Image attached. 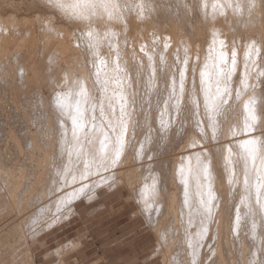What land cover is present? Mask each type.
Masks as SVG:
<instances>
[{"label": "rangeland", "instance_id": "374dc122", "mask_svg": "<svg viewBox=\"0 0 264 264\" xmlns=\"http://www.w3.org/2000/svg\"><path fill=\"white\" fill-rule=\"evenodd\" d=\"M85 2L93 3L95 0H85ZM234 2L235 6L231 4L224 5L218 0H152V4H149L151 8L143 4L145 7L141 10L139 7L142 4L141 0H111V3L117 5L114 11L121 17L119 22H109L107 13L102 9H89L87 7L81 8L75 14L86 15L88 19H78L77 17H81V15L72 16V25L70 27L72 33L77 37L78 42L76 43V47H79H77L79 50L72 54V58L77 56L78 59L76 58V60L84 61V64L91 69L90 71L93 76V82L95 80L94 84L96 88L94 89L93 95L94 99H96L94 102L95 110L98 111H95L96 118L98 117L101 121L110 119V110L108 108L109 100L107 99L114 95V89L117 88L114 82L117 73L113 72L115 63L118 62L123 70L119 74L124 81L123 91L130 87L126 81V74L131 72L135 78V80L133 79L135 89L131 95L132 105L129 106L130 103L127 102L125 120L127 119L129 110H133L135 116L138 114L139 119L137 120L138 123L134 124L133 130H131L132 133L128 136L126 143L127 151L123 152L120 155L122 156L120 157L121 159L119 158L120 160L114 164L111 161L114 143L112 144V149L105 153L106 155H103L104 153L102 156L98 153H94L96 156L93 153L88 155L80 154V156L76 154L77 157L72 158L70 164L69 158L73 156L69 150L75 145L72 141L68 143L60 142L59 136L62 131L56 129L53 117L48 121L42 116H35L33 103L36 101V95L31 94L32 97L30 99L11 104L12 95L8 92L9 87L12 85V81L18 84L20 83L19 75L23 71L22 69L16 68L17 77L11 80L10 75H8L9 71L4 70L5 68L3 66V60H6V57L0 54V94H2L0 95V104L5 109L4 115L7 116V122L0 121V128L3 131L0 138V151L4 150V153L7 155V159L3 162V167L6 171L9 170L12 172L7 171V176L12 175L11 177L16 181L21 179L18 183L22 181L21 185L19 184V187H17L20 190H16L18 192L15 194L18 201L23 196L24 199L22 198V201L24 200L25 202L27 199L24 207L25 211H22L23 213L21 210L19 211L18 207L15 210L9 209L10 211H6L7 215H5L6 213L4 211L1 214L4 216H0V264H174L176 262L177 264H183L187 261L189 251L186 248L185 239L190 229L197 234L193 220L199 219L200 216L208 218L211 215L207 213L205 206L200 203L201 199L197 203V206L201 207L199 211L190 215H187L188 211H186L185 214L182 211V201L180 199L182 196L181 182L178 176L171 180L169 174H171L172 165L181 160V155L185 152L197 149V146L203 149L208 144H212L219 149L216 141L201 139L200 130L195 128V122L196 120H201L202 122L207 120V116L204 113V98L202 96L199 70L202 62L206 58H209L210 50H215L213 52V56H215L217 49L221 48L220 41H223L224 45L227 44L228 47H231L233 51L237 50L240 55L236 71L232 75L229 84L233 95V98L229 100L230 107L229 105L223 106L226 110L223 116L216 117L218 121L222 119L226 133L225 142H232L234 139L244 135V133H241L237 137L227 135L228 127L232 128L235 122H238L237 119H241L238 104L242 98L246 96L252 97L255 93H259V95L263 94L262 97H259L262 99H260V104L263 105L264 111V76H258V73L264 70V7L256 13L253 12L250 6V0H234ZM237 6L239 7L237 8ZM53 10L56 9L48 3V0H0V20H2L0 22L7 19H18V17L22 18L24 16L23 18H32L37 26L47 18L54 19L55 22L66 23L65 12L57 11L53 15ZM109 11H113V9L110 8ZM129 18L133 22V25L130 26V29H127L128 24L126 20ZM212 22L223 24L227 27V31H223L220 28L211 29L209 25ZM113 25H116L118 28L117 31L111 28ZM119 26L122 27L123 31L119 30ZM49 29L53 30L50 31ZM167 30L170 35H168ZM38 31L40 36L43 33L42 37L44 40L47 39L46 41L49 40L48 38L54 37L50 36L54 34L53 27L48 29L39 28ZM89 32L93 33L92 37H89ZM108 32H114L116 35L106 36L105 33ZM224 32L225 34L228 32V40L223 38L225 35ZM97 40L100 41L98 48L99 55L94 56L93 52L97 51V49L90 47V45L95 44ZM186 42L188 45L185 44ZM166 44L168 45L167 48H165ZM249 45H253L254 49H259V54L253 51L251 60H246L245 62L248 64L247 84L249 87L244 88L241 84L245 73V63L243 64L242 58L245 56V47H249ZM141 48H143V51H141ZM117 52H119L118 61ZM141 56L144 59H140ZM149 56L152 57L151 62L149 61ZM185 58L188 60V71L186 72L185 78L186 97L188 92L195 88L197 98L201 102L200 108L193 110L197 113L194 115H190L189 111L186 110V108H191V105L186 106L185 101H181V111L179 112L174 107L175 100L169 101L170 85L174 78L178 79V70L185 67L183 63ZM10 59L15 60L17 58L11 57ZM228 59L230 66L231 59L229 56ZM101 60L107 62V67L101 65ZM48 61L50 60L48 59ZM65 61L63 59L62 63H65ZM54 62H51L52 67L54 66ZM133 65H138V68ZM128 68H130V72H128ZM100 69H102V73L97 71H100ZM4 71L6 75H4ZM214 71L215 69L212 68V72ZM147 78L151 84L148 83V80L146 81ZM210 82L215 83V79L213 78ZM147 83L148 86L146 87ZM212 87L215 89V85ZM56 88L62 92L68 91L69 89L66 83L63 82L59 83ZM105 88L107 91H105ZM48 91L43 89L42 93L48 97ZM237 91L240 92L238 99L235 98ZM37 97L39 98V95ZM17 103H19V106H17ZM101 103H103L105 109L103 118L100 116ZM13 104L17 106L18 110L20 109L19 111L21 113L19 115L16 113L13 116ZM116 109L118 114V104L116 105ZM105 116L109 117L105 118ZM21 119H24L25 122ZM108 120L102 122L107 125ZM232 122L234 123L230 124ZM59 125H61L60 122ZM13 130L15 131L13 132ZM206 130L210 136L211 128ZM256 130L253 132H258ZM150 131L153 132L152 137H150L151 134L149 135L151 133ZM51 134L52 136L50 137ZM197 139L199 141L201 139L202 141L200 142L206 146L199 143ZM203 140H207L208 142L205 141L207 142L205 143ZM193 141L196 142L195 147L191 146ZM134 145L138 147H134ZM49 146L51 148L53 147L54 153ZM18 147H20L21 152L16 153ZM137 149L139 152H137ZM203 151L205 150L203 149ZM138 154H141L142 157L140 156L139 158ZM97 155L100 157L97 158ZM236 155L238 154L236 153ZM90 157L94 158L92 159ZM45 158L47 161L43 162ZM35 161L40 162L39 168L34 169V163H37ZM102 163L108 165L106 171L101 167ZM85 164H88L87 172L86 170L84 171ZM80 166L82 168L84 167L82 170L85 173H82V175L80 174L81 171H78L80 170ZM95 167L97 168L95 169ZM14 170L16 173L18 171V173L16 174ZM65 170H67L66 177L64 175ZM38 171L43 172L41 177H38ZM234 171L230 173L232 175L229 179L224 178V180L219 181V187L223 190L226 189L225 192L227 191L230 195H228L230 197L228 203L230 202V213L232 215H228L231 218L234 214L235 207L237 208L236 205L241 204L240 198H237V196L239 197L242 182L240 183V179L238 178L240 177L239 172L237 170ZM34 173L37 175L36 177ZM19 175L23 176V178H19ZM7 176L5 175L4 178ZM102 179H106L108 183L100 187H95L97 181H99L98 184H101L100 181ZM230 179L233 181L231 184L229 183ZM38 181L40 182L39 184ZM32 182L35 185L33 187ZM83 182H87L85 185L87 187L83 188V192H75L74 196L76 197L73 196L70 199L67 197L60 205L58 204L60 203V200L57 199L59 198L58 196L61 197V195L66 194L69 189L76 190L77 188L75 189V187L81 185ZM49 187L50 189H48ZM238 190L239 193H237ZM23 192L26 194H23ZM173 193L174 200H176L173 203H176V205L174 207V204H172L174 209L170 208L171 210L168 212V207H171L169 203L171 200L170 195ZM201 195L203 200H208L207 185L203 186ZM89 196L91 199H88ZM26 197L29 198V201ZM231 201L234 202L232 203ZM177 204L178 207H176ZM232 204H235V206ZM69 205H73V208L68 209ZM216 206H218V203ZM186 208L188 209L187 206ZM147 209L153 218L149 217L150 214H148ZM38 211L40 213L39 216ZM171 211H175L174 214L176 215ZM19 212L22 214H19ZM213 213L215 214V211ZM32 214H37L36 219L39 220H36L37 222L35 224H38L39 227H35V224L30 222L31 219L29 217ZM228 215L226 217L229 219ZM54 216H61L62 218L53 223ZM49 217L50 220H48ZM212 217L214 218V215ZM226 217L223 219L224 221L228 222L231 220V218L228 220ZM17 220L19 222H16ZM24 221L25 223H23ZM244 223L241 225L242 230L240 228L238 231H231L229 229L232 235L230 232L228 233V229L226 231L223 227L224 232H221L227 235L225 237L224 234L225 238L222 234L220 235L221 237L218 236L219 239L214 234L209 235L210 238L207 237L206 239L208 242L205 241L204 243H207L202 245V259H199L194 264H211V262L212 264H215L214 262L217 264V253L214 251V247L218 240L223 245L225 243L223 241L224 239H228V242L226 241L224 246L220 244L222 250L220 254H224V257L222 256L224 258L223 264H247L245 263L246 258L249 259L254 251L259 252L252 254L257 255L256 261L260 260L264 264V225L263 227L262 225L259 226L261 231L257 229L258 234L260 233L262 235L263 233V236L256 233L253 236L250 235V239L252 238L250 240L248 238L249 233H245L248 229ZM27 228L28 230L31 228L29 230L30 232L26 230ZM243 228L246 229H244L245 232ZM15 229L17 232H15ZM34 232L37 236L32 235ZM237 232H243L242 235L241 233L239 234L242 238L245 237L243 241L237 235ZM2 238L4 239L2 240ZM247 238L251 243L249 240H246ZM253 238L255 239L253 242L255 247L260 242L258 244L259 248H255L252 245ZM256 240L257 243H255ZM226 247L229 253L225 251L227 250ZM211 251L216 254L214 253L212 255L213 253ZM226 252L227 254L225 255ZM234 256L236 257L234 258ZM240 257H244V259L242 260ZM207 259H210L211 262L210 260L208 262ZM173 260L176 262H173Z\"/></svg>", "mask_w": 264, "mask_h": 264}, {"label": "bare ground", "instance_id": "6f19581e", "mask_svg": "<svg viewBox=\"0 0 264 264\" xmlns=\"http://www.w3.org/2000/svg\"><path fill=\"white\" fill-rule=\"evenodd\" d=\"M149 1V2H148ZM219 2L223 3L224 5L225 4H231L232 6H235V2L234 0H218ZM144 2V3H143ZM141 0V3L142 4H146L148 7H150L149 4H152V0ZM207 2V1H206ZM209 4V3H207ZM202 5V4H201ZM204 6V5H203ZM264 7V0H255V6L252 7V10L253 12H259L261 10V8ZM151 8V7H150ZM54 12H52V14L54 15V13H56L58 10H53ZM80 9H76L75 11H66L65 12V18H66V23H60V22H55L54 19H45L42 23H40V25H36L34 23V20L32 18H28V17H25V18H19L18 19H12V20H5L3 22H0V54L2 55H5L6 57V60H3V66L4 70H8L9 74L10 75V78L11 80H14L16 79L15 77H17V73H16V68H19V69H22V74L19 75V79H20V83H16V82H13L12 81V85L9 87V94L12 95L11 98H12V103L16 104V102H22V100H26V99H30L32 97L31 94L33 95H36V101H34L33 103V110H34V114L35 116H42L44 117V119L50 121V119L53 117V120H54V123H55V127L57 130H61L62 133L61 135L59 136V140L61 143H68L69 141H72L74 143L75 146H73L72 149H70V153L72 154L73 157H70L69 158V162L71 164V161H72V158L74 157H77L76 154H94V153H98L100 156L103 155H106L105 153L108 152L109 150L112 149V144L114 143L115 141V138H116V133L113 134V132L108 129L107 127H104L103 128V131L107 133V135L110 137V140L108 142V146H107V151L106 152H102L101 150V144H100V141L104 139V136L101 135V133L99 131H96V132H93L92 130V123L93 121H91V117L93 115L97 116L96 115V112L98 111H93V106H94V102L96 101V99H94L93 95H94V89L95 88V80L93 82V76H92V73H91V69L86 66L84 64V61H79V60H76L77 56L72 58V54L77 52V50H79L77 47H76V43L78 42L77 41V37L72 33L71 31V27L70 25H72V16H79L81 14H75V12H79ZM169 11V10H167ZM204 11V9H203ZM58 12H61V11H58ZM123 14V13H122ZM8 18V17H7ZM17 18V17H16ZM6 19V18H5ZM20 19V20H19ZM2 21V20H0ZM127 22V29H130V26L133 25V22L130 21V18L126 20ZM53 27L54 28V34L50 35V36H54V37H50L48 38L49 40L46 41L44 40V38L42 37V34L41 36L39 35V31L38 29L40 28H44V29H48V28H51ZM209 27L211 29H217V28H220L221 30L223 31H227V27L224 26L223 24H220V23H217V22H212L210 23ZM113 30H118V28L116 27V25H113L111 27ZM53 30V29H52ZM119 30L123 31L122 30V27L119 26ZM41 32V31H40ZM43 32V30H42ZM170 32V30H169ZM167 33H168V30H167ZM48 34V33H47ZM225 34V32H224ZM228 34V32H227ZM225 34L223 36V38L225 40H228L229 36ZM168 35H170V33H168ZM223 35V34H222ZM49 37V36H48ZM185 42V41H183ZM187 44V42L185 43ZM188 45V44H187ZM186 50V49H185ZM223 51L224 53L227 54V56L230 57L231 59V52H233V49L231 47H228V45H223V47L221 48H218L217 49V52L216 53H219ZM187 52V50H186ZM189 52V51H188ZM236 52V60H237V65H238V59H240V55H239V52L237 50H235ZM244 52H245V56L242 58L243 59V64L246 62V53L248 52V46L245 47L244 49ZM190 53V52H189ZM78 54V53H77ZM76 55V54H75ZM79 55V54H78ZM11 57H16L17 59L15 60H12L10 59ZM71 57V59H69ZM9 58V59H8ZM48 59L50 61H48ZM63 59L65 61V63H62L63 62ZM78 59V58H77ZM140 59H144L142 56L140 57ZM251 60V59H250ZM1 61V59H0ZM55 61V62H54ZM61 61V63H60ZM69 61H71L69 63ZM51 62H54V66L52 67L51 65ZM205 63H207L209 65V71L212 72V68H213V64L215 63V61L213 59H210V58H206V60H204L201 64V67H200V70H199V77H200V72L201 71H204V65ZM250 63V61H249ZM141 65V64H140ZM88 68H86V67ZM101 66V65H100ZM103 66V65H102ZM101 66V67H102ZM134 67L136 65H133ZM138 66V65H137ZM136 66V67H137ZM52 67V68H50ZM97 67V66H96ZM104 67V66H103ZM237 67V66H236ZM138 68V67H137ZM79 69V70H78ZM98 69V68H97ZM130 68H128V72ZM93 70V68H92ZM102 69L97 70L98 72H101ZM138 70V69H137ZM244 70V69H243ZM3 71V70H2ZM7 72V71H6ZM106 72V71H105ZM5 73V71H4ZM96 73V72H94ZM102 73V72H101ZM98 74V73H97ZM107 74V73H106ZM105 74V75H106ZM2 75V74H1ZM6 75V73L4 74ZM3 75V76H4ZM95 75V74H94ZM104 75V73H103ZM127 77H126V81H127V84L130 86L129 88H127L126 90H124V94L125 96L127 97V100L128 102L130 103L129 106L132 105L131 103V95L133 94L134 92V89H135V85H134V80L135 78L132 76L131 72L126 74ZM98 77V75H96ZM102 76V75H101ZM100 76V77H101ZM1 77V76H0ZM6 77V76H5ZM96 77V78H97ZM95 78V79H96ZM3 79V77H2ZM1 79V80H2ZM101 79V78H100ZM134 79V80H133ZM201 79V78H200ZM6 80V79H5ZM4 80V81H5ZM148 80V78L146 79V81ZM99 81V80H98ZM138 81V80H137ZM136 81V83H137ZM145 81V82H146ZM149 81V80H148ZM3 82V80H2ZM66 83V86L69 87L68 91H65V92H62L60 90H58L57 85H59V83ZM5 83V82H4ZM150 83V81L148 82ZM148 83L146 85V87L148 86ZM68 84V85H67ZM79 84H83L84 88L87 90V95L86 96H80L78 95V92H79V87L78 85ZM138 84H139V81H138ZM151 84V83H150ZM212 86L215 85V83H211ZM7 85V84H6ZM8 86V85H7ZM63 86V85H62ZM140 86V85H139ZM142 86V85H141ZM137 87V86H136ZM201 88H203V85H201ZM43 89H46V90H49L48 93H49V96L47 97V95L45 96V94L42 93V90ZM215 90L214 87H212V91ZM215 91H213L214 93ZM113 93V92H112ZM47 94V93H46ZM60 94L62 96L65 97V105L66 107H64L63 109L58 107L57 106V103H56V100H57V95ZM261 94V93H260ZM2 95V94H0ZM39 95V98L37 97ZM149 95V93H148ZM263 95V94H262ZM262 95H259V93H255L254 96L252 97H249V96H246L244 98L241 99L240 103L238 104V109L240 111V115H241V119H237L238 122H235L234 126H236L237 124H241L242 121L244 120L245 116L247 115V112L244 108V105L246 103H248L250 100L254 101V104L252 105V107L254 108L255 110V114L257 116V130L258 132H252L251 134H246L244 133V135H241L239 138L237 139H234L232 142L231 141H226L225 143L227 144L228 147H231L233 149V155H232V161L233 163L230 164L228 166V170L225 169L224 167V164H225V160H224V156H227L228 153L227 151L225 150L224 153L222 155H219L216 157V159H214V170L212 171V174H211V191L212 193L215 195V200L213 201V204L215 205L213 208H212V211H211V216L208 217V218H205L204 216H200L199 219L197 220H193V224L195 225L194 227H196L197 229V234L194 233L193 230H189V233L187 234V238L185 239V245H186V248H188V251H189V258L187 259V261L183 264H194L196 263V261H198L199 259H202L201 256H202V245L203 244H206L208 241L206 240L207 237H209V235L211 234H214L216 236V238L219 239L218 236H220L222 234V236L224 237V234L222 232L223 231V227L226 229H228V233L230 232L229 229L231 231H238V229L240 228L242 230V224L244 223V221H246L244 224H246L247 226V229L248 231L243 228V231L244 229L246 230V234L247 232L249 233V239H250V235H255L256 233L258 234L257 232V229H259V231H261V229L259 228V226L264 225V197L261 198V202L260 203H257L256 202V197H255V193H256V185L258 183H264V164L261 163V160L258 158L255 162V171L253 170V164H252V161L249 159L248 162H247V168H248V180H249V186H248V189L246 190L245 189V184L243 183V180H245V176H244V171H245V160L239 155V153L241 152V149L239 148V143L241 140H245V139H257V140H264V136L261 135V132L258 130L259 128V124H260V120L261 119H264V111H263V105L260 104L261 103V98L259 96L262 97ZM9 96V95H8ZM45 96V97H44ZM96 96V95H95ZM110 96V95H109ZM202 96L204 98V95H203V91H202ZM108 97V96H107ZM112 97V96H110ZM149 97V96H148ZM9 98V97H8ZM107 99V98H106ZM146 99V97H145ZM261 99V100H260ZM108 100V99H107ZM15 101V102H13ZM105 101V100H104ZM144 101V100H142ZM148 101V100H147ZM264 101V100H263ZM262 101V102H263ZM10 102V101H9ZM24 102V101H23ZM32 102V101H31ZM106 102V101H105ZM141 102V101H140ZM77 103H79V106L81 108V110L85 113V119H84V122L86 124V127L84 129L83 132H78L77 133V137L78 138H74L73 137V134H72V121H71V117L73 115H75L76 113V107H77ZM13 104V106H14ZM19 103H17V106ZM141 104V103H140ZM4 105V104H3ZM262 105V106H261ZM5 106V105H4ZM17 106H14V113L12 111V114L14 116V114H20L21 112L17 109ZM22 108V106H20ZM96 109H97V106H96ZM4 107L0 104V121H3V122H7V116H5V111H4ZM7 110V108H6ZM25 110V109H24ZM24 112V111H22ZM110 112V111H109ZM10 115V114H9ZM16 115V116H18ZM12 116V117H13ZM15 116V117H16ZM24 117V115H23ZM29 117V116H28ZM109 116H105V118H107ZM26 118V117H25ZM31 118V117H30ZM103 118V117H102ZM110 118V117H109ZM138 114L135 116V112L133 110H129L128 112V116H127V119H126V122H127V126H128V129H127V134L124 136V146H123V152L127 151L126 150V143H127V139H128V136L130 133H132L131 130H133L134 128V124L138 123L137 120H138ZM22 120V119H21ZM105 120H108V119H105ZM105 120H102V121H105ZM141 120V119H140ZM24 121V119L22 120ZM27 121V120H26ZM101 121V119L99 120L98 117L95 119L94 123L96 124L97 128H100L101 126L105 125L103 122ZM109 121V120H108ZM107 121V122H108ZM25 122V121H24ZM59 122L61 125H59ZM106 122V121H105ZM234 122L230 123V124H233ZM53 123V122H52ZM26 124V123H24ZM107 124V123H106ZM229 124V125H230ZM48 125V124H47ZM53 125V124H52ZM233 126V127H234ZM4 127V125H3ZM51 127V125H50ZM27 128V126H26ZM9 129V128H8ZM19 129V128H18ZM228 129H230V127H228ZM29 130V129H28ZM15 130H13L14 132ZM20 131V130H19ZM255 131V130H254ZM2 129L0 128V138L2 136ZM6 132V131H5ZM17 132V130H16ZM50 132V131H49ZM151 132V131H150ZM8 133V132H7ZM12 133V132H11ZM37 133V132H36ZM39 133V132H38ZM9 134H10V131H9ZM7 134V135H9ZM44 134V133H43ZM151 134L150 137L153 136V132L149 133V135ZM4 135V133H3ZM148 135V133H147ZM10 136V135H9ZM42 136V135H40ZM45 136V134H44ZM52 136V134L50 135V137ZM5 137H6V134H5ZM22 137V136H21ZM24 137V136H23ZM48 137V135H47ZM3 138V137H2ZM9 138V137H8ZM89 138H91V142H89ZM196 138V137H195ZM227 138V137H226ZM231 138V137H230ZM11 139V138H10ZM9 139V140H10ZM28 139V137H27ZM148 139H149V136H148ZM146 139V140H148ZM8 140V139H7ZM6 140V141H7ZM12 140V139H11ZM30 140V139H29ZM47 140V139H46ZM130 140V139H129ZM198 140V139H197ZM228 140V139H226ZM5 141V140H4ZM14 141V140H13ZM27 141V140H26ZM43 141V140H42ZM48 141V140H47ZM50 141V140H49ZM145 141V139H144ZM191 141V140H190ZM199 141V140H198ZM200 141H202L200 139ZM199 143H202L200 142ZM204 141V140H203ZM207 141V140H205ZM204 141V142H205ZM29 142V141H28ZM52 142V141H51ZM54 142V141H53ZM194 142V141H193ZM208 142V141H207ZM205 142V143H207ZM7 143V142H6ZM11 143H13L11 141ZM147 143V142H146ZM51 144V143H50ZM137 144V143H136ZM203 146L205 145L204 143H202ZM201 144V145H202ZM48 145V144H47ZM53 145V144H52ZM199 145V146H201ZM206 146V145H205ZM37 147V146H36ZM50 147V146H49ZM134 147H138L137 145ZM132 147V148H134ZM3 148V147H2ZM45 148V147H44ZM53 148V147H52ZM50 147V149L52 150L53 152V149ZM203 149L205 151H203ZM203 149L201 148H198L197 146V149H194V150H191V151H188V152H185L182 156V159H184L185 161V165H184V173L183 175L180 173L179 169L181 167V160L177 161L175 164L172 165V168H171V174H169V178H171V180L175 179L177 176H178V179L180 180L181 182V192H182V196H181V201H182V208L184 211V213L186 214V211L187 212V215H190V214H193L194 212H197L199 211V209L201 207L197 206V203L199 202L200 199H203L202 195H201V191L203 189V186L204 185H207V183L205 184V181L203 180V176H199V180H200V187L197 186V173H196V156L198 154H208V155H212L213 153H217L219 151V149H217L216 147H214L212 144H208L207 147H204ZM38 150V148H37ZM48 150V149H47ZM50 150V151H51ZM134 150V149H133ZM187 150V149H186ZM3 151V152H2ZM0 151V216H4V215H1L3 214V212L5 211V215H7V212L9 209L10 210H15L16 208L19 207V211L21 210L22 211H25V202L24 200L22 201L21 199L24 197H22L19 201L16 197V190H20L18 189L17 187H19V184L21 185V182H19V180H15L13 179V177L11 176H7V171L9 170H5V168L3 167V162H5V159H7V155L4 153V150ZM16 153L18 152H21L20 150V147H18L16 149ZM30 151V150H29ZM41 151V149H40ZM44 151V150H43ZM49 151V150H48ZM151 151V150H150ZM137 152H139V150L137 149ZM238 155H236V153ZM54 153V152H53ZM234 153H235V156H234ZM21 154V153H20ZM126 154V153H125ZM142 154V152H141ZM141 154L138 156L140 158ZM43 155V153H42ZM49 155V154H48ZM54 155V154H53ZM83 155V156H84ZM95 155V154H94ZM82 156V157H83ZM96 156V155H95ZM98 156V155H97ZM100 156H98L97 158H99ZM86 157V156H85ZM89 157V156H88ZM122 157V156H120ZM142 157V156H141ZM145 157V156H144ZM191 158V171H189V164H188V158ZM44 158V156H43ZM49 158V156H48ZM92 158V157H90ZM94 158V157H93ZM92 158V159H93ZM96 158V159H97ZM16 159H18L16 157ZM84 159V157H83ZM86 159H88L86 157ZM85 159V160H86ZM121 159V158H120ZM119 159V160H120ZM219 159V160H218ZM35 160V159H34ZM37 160V159H36ZM61 160V159H60ZM81 160V159H80ZM47 159L45 158V161L43 162H46ZM37 162V161H35ZM120 162V161H119ZM34 169L35 168H39V165H40V162L38 161L37 163H34ZM44 164V163H43ZM42 164V165H43ZM63 164V163H62ZM69 164V165H70ZM119 164V163H118ZM41 165V166H42ZM45 165V164H44ZM47 166V165H46ZM74 166V165H73ZM14 167V166H13ZM46 168V167H45ZM97 167H95L96 169ZM122 168V167H121ZM11 169V168H10ZM13 169V168H12ZM57 169V167H56ZM84 167L82 168L80 166V170H78L79 172L81 171V175L83 173V170ZM219 169V170H218ZM37 170V169H36ZM45 170V169H44ZM88 170V168L84 169V171ZM121 170V169H120ZM234 170H237L240 174V177H238L240 179V193H239V190L237 193H239V197L237 196V198H240V203L239 205H236L237 208L235 207V210H234V214L232 216V218L229 216L231 213H230V206H229V193H227V191L225 192L226 189H221L219 187V181L220 180H224V178L226 179H229L230 176L232 174V171ZM15 171V170H14ZM46 171V170H45ZM10 173H12L11 171H9ZM24 172V171H23ZM170 172V171H168ZM235 172V171H234ZM233 172V173H234ZM16 173V171H15ZM18 173V171H17ZM16 173V174H17ZM38 174V177L42 176L43 175V172L42 171H38L37 172ZM85 173V172H84ZM83 173V174H84ZM24 174V173H23ZM35 174V173H34ZM7 176L4 178V176ZM35 174V177L37 176ZM20 177L19 178H23V176L19 175ZM33 176V175H32ZM31 177V176H30ZM34 177V176H33ZM16 178V177H14ZM25 178V176H24ZM185 178L187 179V191L185 189V183H184V180ZM29 179V178H28ZM43 179V178H42ZM89 179V178H88ZM91 179V178H90ZM99 179V178H98ZM243 179V180H242ZM38 180V179H36ZM35 180V181H36ZM41 181V180H40ZM44 181V180H43ZM49 181V180H48ZM89 181V180H88ZM91 181V180H90ZM239 181V180H238ZM9 182V183H8ZM11 182V183H10ZM34 182V181H33ZM32 182V183H33ZM47 182V181H46ZM96 182V181H95ZM40 182L38 181V184ZM99 183V181H97V184ZM101 183V181H100ZM239 183V182H238ZM37 184V185H38ZM87 184V182H83L81 183V185L75 187L76 190L74 189H69V191L64 194V195H61L58 196L59 198H57L58 200H60L58 203L59 205L61 204V202H63L64 199H66L67 197H70L72 198L74 195H75V192H80L81 189H83L85 187V185ZM96 184V185H97ZM44 185V184H43ZM47 185V184H46ZM55 185V184H54ZM53 185V186H54ZM103 185V184H102ZM28 186H30L28 184ZM35 186L34 183L32 185V187ZM105 186V185H104ZM238 186V185H237ZM43 187V186H42ZM35 188V187H34ZM46 188V187H45ZM53 188V187H52ZM29 189H31L29 187ZM44 189V188H43ZM50 189V187L48 188ZM239 189V188H238ZM28 190V189H27ZM34 190V189H33ZM229 190V189H228ZM262 192H264V188L261 189ZM50 191V190H49ZM54 191V190H53ZM27 192V191H26ZM32 192V191H31ZM25 192H23L24 194ZM44 193V191H43ZM21 194V193H20ZM26 194V193H25ZM29 194V192H28ZM170 194V192H169ZM22 195V194H21ZM46 195V193H45ZM44 195V196H45ZM229 195V196H228ZM20 196V195H19ZM30 196V195H29ZM28 196V197H29ZM47 196V195H46ZM26 197V198H28ZM43 197V195H42ZM50 197V196H49ZM76 197V196H74ZM201 197V198H200ZM235 197V195H234ZM232 196V198H234ZM174 193L170 195V201L169 203L171 204V207H168L169 208V211L170 212V208H173L172 207V204H174L173 202H175L176 200H174ZM24 199V198H23ZM38 199V198H37ZM74 199V198H73ZM166 199H167V196H166ZM41 200V199H40ZM44 200V199H43ZM168 200V199H167ZM28 201H29V198H28ZM54 201V200H53ZM35 202V201H34ZM42 202V201H41ZM168 202V201H166ZM232 203L234 201H231ZM75 203V202H74ZM148 203V202H147ZM218 203V206H216V204ZM236 203V202H235ZM239 203V201H238ZM236 203V204H238ZM39 204V203H38ZM63 204V203H62ZM27 205V204H26ZM169 205V204H168ZM176 203L174 204V207H175ZM231 205V204H230ZM233 205V204H232ZM35 206V205H33ZM32 206V208H33ZM186 206L188 207V209L186 208ZM235 206V204L233 205ZM232 206V207H233ZM28 207V206H27ZM26 207V208H27ZM69 208L68 209H71L73 208V205H69L68 206ZM178 207V204L177 206ZM186 209H185V208ZM29 208V207H28ZM27 208V209H28ZM52 208V207H51ZM167 208V207H166ZM31 209V207H30ZM29 209V210H30ZM49 209V208H48ZM174 209V208H173ZM172 209V210H173ZM233 209V208H232ZM9 210V211H10ZM28 210V211H29ZM45 210V209H44ZM27 211V210H26ZM148 211V214H150L149 210L147 209ZM176 211V210H175ZM175 211H171L173 214L175 213ZM213 211H215V214L213 213ZM18 212V211H17ZM19 212V214L21 213ZM33 212V211H32ZM41 212V211H40ZM23 213V212H22ZM21 213V214H22ZM39 213V211H38ZM51 213V211H50ZM64 213V212H63ZM72 213H73V210H72ZM31 214V213H30ZM46 214V213H45ZM48 214V213H47ZM229 214V215H228ZM16 215V214H15ZM28 215V214H27ZM40 215V213L38 214V216ZM176 215V214H174ZM214 215V218L212 217ZM229 216V219L231 218V220H229L226 216ZM232 215V214H231ZM19 216V215H18ZM20 217V216H19ZM25 217V216H24ZM149 217L153 218L152 217V214L149 215ZM227 218L229 221L226 222L224 221L223 219L224 218ZM17 218V217H16ZM21 218V217H20ZM37 218V214H32V216L29 217L30 222H33V224H35L37 221L36 220H39V219H36ZM48 218V216H47ZM45 219V218H44ZM43 219V220H44ZM9 220V219H8ZM22 220H23V217H22ZM50 220V217L49 219ZM52 220V219H51ZM149 220V219H148ZM213 220V222H212ZM226 220V219H225ZM28 221V219H27ZM59 221V220H58ZM153 221V220H152ZM151 221V222H152ZM216 221V222H215ZM224 221V222H222ZM5 222V221H4ZM16 222H19L18 220ZM21 222V221H20ZM51 222V221H50ZM215 222V223H214ZM243 222V223H242ZM11 223V222H9ZM25 223V221L23 222ZM28 224V222H26ZM43 223V222H42ZM48 223V222H47ZM21 224V223H20ZM19 224V225H20ZM32 224V225H33ZM6 225H8L6 223ZM19 225H17L19 227ZM23 225V224H22ZM38 224H35V227H39L36 226ZM34 226V225H33ZM240 226V227H239ZM1 227V226H0ZM6 227V226H5ZM11 227V226H10ZM9 227V228H10ZM15 227V225H14ZM261 227V228H262ZM4 228V227H2ZM17 228V227H16ZM50 228V227H49ZM21 229V227H20ZM23 229V228H22ZM41 229V228H40ZM9 230V229H7ZM24 230V229H23ZM28 230V228L26 229ZM31 230V228L29 229ZM28 230V231H29ZM240 230V231H241ZM39 231V229H38ZM37 231V232H38ZM42 231V230H41ZM222 231V232H221ZM227 231V230H226ZM15 232L16 229H15ZM24 232H27V231H24ZM30 232V231H29ZM8 233V232H7ZM19 233V231H18ZM238 233V232H237ZM241 233V232H240ZM240 233H238L237 235H239ZM243 233V232H242ZM241 233V235H242ZM262 233V232H261ZM11 234V233H10ZM20 234H21V231H20ZM25 234V233H23ZM32 234V233H30ZM39 234V232H38ZM230 234L232 235V233L230 232ZM229 234V235H230ZM7 235V234H6ZM19 235V234H18ZM34 236H37L36 233L34 232V234H32ZM236 235V236H237ZM245 235V234H243ZM258 235H261L260 233ZM9 236V235H8ZM15 236V235H13ZM21 236V235H20ZM26 236V235H25ZM33 236V238H34ZM214 236V237H215ZM227 235L225 234V237ZM240 236V235H239ZM263 236V233L262 235ZM10 237V236H9ZM12 237V236H11ZM19 237V236H17ZM221 237V236H220ZM224 237V238H225ZM242 241L243 239L245 238H242V236H240ZM258 237V236H257ZM260 237V236H259ZM13 238V237H12ZM210 238V237H209ZM228 238V237H227ZM246 239V240H249V239ZM262 238V237H260ZM4 238H2L3 240ZM18 239V238H16ZM20 239V238H19ZM24 239V238H23ZM223 239V238H222ZM254 239V238H253ZM259 238H257L258 240ZM215 240V239H214ZM228 239H224L223 241H225V243H222L219 242V240L217 241V244L216 246L214 247V251L217 253H215L216 255V261H217V264H223V260H224V254L221 255L220 252L222 251L221 250V245L224 246L226 244V241ZM252 240V238L250 239ZM249 240V242H250ZM257 240L255 243H257ZM205 241H207L206 243H204ZM241 241V243H242ZM255 241V239L252 241V245H253V242ZM260 241V240H258ZM21 242V241H20ZM26 242V241H25ZM228 242V241H227ZM230 242V240H229ZM237 242V241H236ZM4 243V242H3ZM8 243V242H6ZM184 244V242H182ZM232 243V241H231ZM239 243V242H238ZM251 243V242H250ZM260 243V242H259ZM258 243V244H259ZM263 243V242H262ZM261 243V244H262ZM12 244V243H11ZM27 244V243H26ZM221 244V245H220ZM230 244V243H229ZM243 244V243H242ZM241 244V246H243ZM244 244H245V240H244ZM257 244V246L254 247L255 248H259V245ZM188 245V246H187ZM239 245V244H238ZM247 245H248V241H247ZM250 245V244H249ZM227 246V245H226ZM230 246V245H229ZM236 246V245H235ZM240 246V247H241ZM251 246V245H250ZM238 247V248H240ZM204 248V247H203ZM224 248V247H223ZM222 248V249H223ZM244 248V246H243ZM246 248V247H245ZM252 248V247H251ZM227 249V247H226ZM211 250V249H210ZM225 250V249H224ZM240 250V249H239ZM244 250V249H243ZM254 250V249H253ZM256 250V249H255ZM225 251H228L225 250ZM259 251V249H258ZM213 253V251H211ZM253 252V251H252ZM255 252V251H254ZM254 252L252 254H254ZM257 252V251H256ZM255 252V253H256ZM214 253L212 255H214ZM229 253V251H228ZM240 253H242L240 251ZM259 253V252H257ZM227 254V252L225 253V255ZM248 255H250L249 253H247ZM251 254V257L249 259L246 258V262L247 264H262L260 262V260L256 261L257 259V255H252ZM211 255V256H212ZM230 255V254H229ZM241 255V254H240ZM260 255V254H259ZM258 255V256H259ZM223 256V257H222ZM231 256V255H230ZM247 256V255H246ZM175 257V256H174ZM236 256H234L235 258ZM214 258V257H213ZM226 258V257H225ZM231 258V257H230ZM239 258V256H238ZM174 259V258H173ZM177 259V258H176ZM206 259V258H205ZM212 260V258H210ZM209 259V260H210ZM218 259V260H217ZM240 259H244V257H240ZM259 259V258H258ZM261 259V258H260ZM208 260V259H207ZM208 260V262H209ZM210 260V262H211ZM226 260V259H225ZM228 260V259H227ZM178 261V260H177ZM183 261V260H182ZM213 261V260H212ZM214 261H215V258H214ZM232 261V260H231ZM262 261V259H261ZM173 262H176L173 260ZM193 262V263H191ZM207 262V261H206ZM207 262V263H208ZM198 263V262H197ZM202 263V261H201ZM216 264V262H214ZM227 263V262H226ZM165 264V263H164ZM167 264V263H166ZM174 264H177L174 263ZM200 264V263H198ZM206 264V263H204ZM209 264V263H208ZM212 264V262H211ZM243 264V263H242Z\"/></svg>", "mask_w": 264, "mask_h": 264}, {"label": "snow or ice", "instance_id": "6c2138e0", "mask_svg": "<svg viewBox=\"0 0 264 264\" xmlns=\"http://www.w3.org/2000/svg\"><path fill=\"white\" fill-rule=\"evenodd\" d=\"M60 6H63L62 4ZM250 6H255V0H250ZM140 9L143 10L145 7L143 4L139 5ZM239 6H237L238 8ZM92 9H102L104 12L107 13L108 21L109 22H119L121 20V17L115 13V9L117 8V5L111 3V0H95V2L91 3ZM113 9V11H109V9ZM95 14V13H93ZM83 19H88V16L81 15ZM52 31V29H49ZM89 37L93 36L92 32L88 33ZM106 36L111 35L115 36L116 33L114 32H108L105 33ZM100 41L97 40L95 44H91L90 47L97 49V51L93 52L94 56H98V48H99ZM221 47H223L224 42L220 41ZM167 44L165 45V48H167ZM141 51H143V48H141ZM215 50H210L209 58L213 59L215 63L213 64V68L215 69L214 72H210L209 65L205 63L204 65V71L200 72V83L203 85L202 91L204 95L203 99V105H204V113L207 116V120L201 121L196 120L195 122V128L200 130V136L201 139H209L217 142L219 151L217 153H213L212 155L208 154H198L196 156V173H197V186L200 187V180L199 176H203V180L207 183V195L208 200L205 201L201 199L200 203L205 206L206 211L209 215H211V210L215 206L212 201L215 200V195L211 191V174L214 170V159L222 155L224 151L226 150L228 155L224 156L225 164L224 167L226 170H228V166L233 163L232 161V155H233V149L231 147H228L225 143V129L223 127L222 119L218 121L216 119L217 116H223L224 109L223 106L229 105V100L233 98L232 90L229 87V84L231 82L232 75L236 71L237 66V60H236V52H232L230 66H229V59L226 53L223 51L216 53L215 56H213V52ZM255 51L256 54H259V49H254L253 45H249L248 52L246 53V60L251 59V55ZM119 60V52H117V61ZM152 57L149 56V61L151 62ZM101 65L104 67H107V62L104 60L100 61ZM185 67L178 70V79H173L170 88L171 91L169 93V101L175 100V109L176 111H181V101H185V105H191V108H186V110L189 111L190 115L197 114L193 110H198L200 108V101L197 98L195 88L190 90L188 92V95L186 97V89H185V78H186V72L188 71V60L187 58L183 61ZM123 70L120 67V64L118 62L115 63L113 72L117 73V76L115 77V84L117 85V88L114 89V95L112 97H109V103L108 108L110 110V119L107 123V125H103L100 128H97L96 124L94 123L96 116L93 115L91 117V120L93 121L91 127L93 132L99 131L101 135L104 136V139L100 141L101 144V150L102 152L107 151L108 142L110 140V137L107 135L106 132L103 131L104 127L109 128L113 133H116V138L113 144V154L111 156V161L114 164L116 161L119 160L120 155L123 151L124 146V136L127 134V122L125 120L126 115V106H127V97L124 94L123 88H124V81L123 78L119 75ZM258 76H264V70L260 71L258 73ZM247 77H248V64L245 63V73L244 78L241 80V84L244 88L249 87L247 84ZM215 79V92L212 91V84L211 80ZM107 83V82H106ZM79 92L78 95L80 96H86L87 90L84 88L83 84H79ZM105 91L107 89L105 88ZM240 96V92H236V99H238ZM57 106L60 108L66 107L65 105V97L58 94L57 100H56ZM119 105V113L117 114L116 105ZM254 104V101L250 100L248 103L244 105V108L247 112V115L245 116L244 120L241 124H237L236 126L230 128L228 130L227 135H230L231 137H237L241 133L251 134L254 130L257 129V116L255 114V110L252 107ZM230 107V105H229ZM93 111H95V106H93ZM105 115V109L103 106V103L100 104V116L103 117ZM163 115V113H162ZM85 119V113L81 110L79 103H77L76 107V113L71 117L72 121V134L74 138L77 137L78 132H83L86 124L84 122ZM114 121V122H113ZM163 124V121H162ZM211 128V135L209 136L206 129ZM259 131L261 132V135L264 136V119L260 120L259 124ZM89 142H91V138H89ZM193 147L196 146V142L194 141L191 145ZM239 148L241 149V152L239 155L245 160V171H244V184L245 189H248L249 186V180H248V168H247V162L250 159L253 164V170L255 171V162L259 158L261 160V163L264 164V140H257V139H245L241 140L239 143ZM188 164H189V171H191V158H188ZM184 165L185 161L184 159L181 160V167L179 169L180 173L183 175L184 173ZM101 167L104 168V170H107L108 165L102 163ZM85 168H88V164H85ZM67 174V170H65V177ZM233 181L230 179L229 183L231 184ZM108 181L106 179L101 180V184L95 185V187H100L102 184H107ZM185 183V189L187 191V179L184 180ZM87 187V186H85ZM256 202L260 203L261 198L264 197V192H262V188H264V183H258L256 186ZM81 192H83V189H81ZM88 199H91L89 196ZM61 216H54L53 217V223L57 222L59 219H61Z\"/></svg>", "mask_w": 264, "mask_h": 264}, {"label": "clouds", "instance_id": "9594fccd", "mask_svg": "<svg viewBox=\"0 0 264 264\" xmlns=\"http://www.w3.org/2000/svg\"><path fill=\"white\" fill-rule=\"evenodd\" d=\"M48 3L56 10L61 12L74 11L81 8L91 9V3H86L85 0H48ZM63 6H60V5ZM78 19L84 20L82 17Z\"/></svg>", "mask_w": 264, "mask_h": 264}]
</instances>
